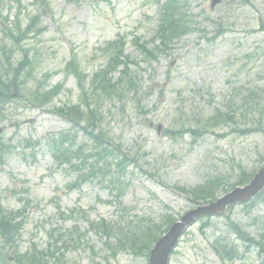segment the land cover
Returning <instances> with one entry per match:
<instances>
[{
    "label": "rangeland",
    "instance_id": "rangeland-1",
    "mask_svg": "<svg viewBox=\"0 0 264 264\" xmlns=\"http://www.w3.org/2000/svg\"><path fill=\"white\" fill-rule=\"evenodd\" d=\"M49 5L50 10L40 15L43 30L17 48L5 35L6 26L12 24L18 8L25 26L39 6L33 0H0L4 28L0 29V72L15 66L28 49L34 74L28 86L40 80L47 87L62 85L47 106L27 108L18 100L12 113L7 112L10 117L1 120L0 143L8 149L0 154V202L11 210L30 200L21 231L23 250L32 243L47 247L49 230L69 231L75 224L83 239L81 246L64 253V264H147L143 255L129 252L111 258L103 234L90 229L92 220H119L108 178L95 176L67 190L78 172L90 165L79 168V155L71 165H60L50 154L46 139L71 126L52 107L81 98L75 76L66 75L63 68L74 51L77 65L90 79L107 61L105 45L119 36L125 39V53L138 62L130 69L136 89L131 90L125 79L120 97L98 103L100 127L118 145L116 151L133 162L125 172L127 189L121 202L130 216L157 219L169 207L179 219L194 205L176 186L191 189L218 175L233 181L239 163L254 170L264 162V0H221L213 9L210 0H187L192 29L152 62L145 60L139 44L153 47L160 14L156 0H49ZM5 15L9 21L3 19ZM112 76L117 77L118 71ZM216 110L233 114V120L214 121ZM187 128L200 134L183 130ZM168 129L172 132L165 133ZM71 134L72 149L84 142L91 146L82 130ZM230 215L250 235L263 234L264 201L250 210L236 205ZM202 222L196 221L184 233L170 264H222L210 242L224 229L225 219L211 217L206 227ZM254 258V253L247 255L239 264H256Z\"/></svg>",
    "mask_w": 264,
    "mask_h": 264
},
{
    "label": "trees",
    "instance_id": "trees-1",
    "mask_svg": "<svg viewBox=\"0 0 264 264\" xmlns=\"http://www.w3.org/2000/svg\"><path fill=\"white\" fill-rule=\"evenodd\" d=\"M41 4L44 5V8L48 10V5L46 0H40ZM186 0H165L162 4L161 15L159 18V25L156 31V37L160 39L161 46H157L159 50L168 48L170 43L175 39L184 35L190 28L189 23L183 17V9L185 8ZM38 17H34V20L37 21ZM16 25L19 26V23L16 21ZM29 30L31 28L28 27ZM22 30L17 31L15 34L10 33L12 39H16V34L21 38L25 36V33L21 32ZM16 39V41H20ZM124 40L119 38L116 41L109 42L104 49V54L107 57V62L103 67H100L98 70L93 73L91 80L88 82V90L84 87L85 74L78 69L77 63L73 58H71L66 65L65 69L67 72L75 74L78 80V84L82 89V95L84 96L83 105L86 110L82 107V104H66L64 107L55 109L65 115L67 118L71 119L75 123L85 120L86 125L83 129L87 133L91 134V140L93 143L91 148L88 149V152H81L82 146H78L77 149H72L70 145H73V141L68 143V136L61 135L59 137L49 138L48 146L56 159H63V161H69L70 158L82 156L81 163H85L89 157L93 158L91 162L90 172L93 174L96 170L105 174L110 171L112 164L117 165L120 170L123 172L125 165L129 162V158L125 154L119 156L117 151L109 144V140L104 135V131L98 128L100 121V115L98 113V106L93 105L89 98L93 97L94 103L98 102L100 99L112 100L115 97H120L121 83L126 79L128 82L129 88H135L136 81L134 76L131 75L130 64H136V61L129 59L127 56H124ZM142 48L144 53L153 58L155 56V49L150 50L145 47L143 44L139 45ZM25 55L23 59L17 63L14 68H11L12 73H5V77L0 76V107L7 104L11 99H13L14 94L23 95L26 97L32 105L42 106L48 104L52 101L55 95L59 92L60 85L52 86L51 89L42 88L43 85H37L34 89L29 91L28 96H25L23 90L27 89V83L30 78L33 76V67L29 59L28 52L24 51ZM122 66L120 71V76L115 80L111 77V73L114 72L119 66ZM124 77V78H123ZM125 90V89H124ZM90 94V95H88ZM229 117V116H228ZM3 119V115H0V121ZM99 129L98 131H96ZM196 132L197 130H193ZM108 141V142H107ZM238 172L236 173L235 183L234 184H224L220 177H215L214 179L208 180L207 183H204L202 186H197L189 191L193 198V202L197 203L199 201H208L214 199L217 195L219 189H225L232 187L238 183H245L250 179V172L246 171L245 168L241 167L238 164ZM89 173V172H88ZM87 175L80 176L76 181L78 184L82 183ZM73 183V184H76ZM72 185L68 186L72 188ZM121 189H118L117 196H120ZM264 189L259 196L261 199H264ZM20 212V211H19ZM21 213V212H20ZM16 212L13 211H4L0 208V226L3 236H5L6 243L11 246L17 245V238L19 237V230L22 227V220H15ZM174 221V218L169 214H165L160 221H156L153 218H142L134 224V228H124L123 226H118L117 229L120 232L117 238V245L124 249L129 247L131 250L143 249L144 251L150 247V244L156 240L163 231L166 230V227ZM131 223V222H130ZM231 221V226L233 228H238L240 234L243 235L245 240L250 244L252 242L258 243L260 248L264 251V240L261 242L255 241L254 238H250L243 231L241 226L233 224ZM129 224V223H128ZM76 227V226H75ZM100 227L107 234L114 232L112 225L103 220L100 223ZM76 232L77 229L75 228ZM18 234V235H17ZM49 236L54 238L55 249L54 251L59 250L60 246L56 245L59 241L62 244V247L69 246L68 241L73 239L72 234L67 235L63 232H58V237L52 232H48ZM220 236V235H219ZM212 248L219 252L222 255H230L231 250L226 249L227 242L222 238H216L212 243ZM35 249H28V252H32ZM34 253V252H33ZM219 254V255H220ZM221 256V255H220ZM59 258V257H58Z\"/></svg>",
    "mask_w": 264,
    "mask_h": 264
},
{
    "label": "water",
    "instance_id": "water-1",
    "mask_svg": "<svg viewBox=\"0 0 264 264\" xmlns=\"http://www.w3.org/2000/svg\"><path fill=\"white\" fill-rule=\"evenodd\" d=\"M219 0H212L213 6ZM264 185V166L253 176L249 184L236 187L227 194L216 198L205 205H199L192 210L185 212L180 221L175 222L169 230L161 236L150 250L149 264H167L168 256L177 242V238L183 233L184 227L202 215H217L222 213L228 204L236 201H246L260 191Z\"/></svg>",
    "mask_w": 264,
    "mask_h": 264
},
{
    "label": "bare ground",
    "instance_id": "bare-ground-1",
    "mask_svg": "<svg viewBox=\"0 0 264 264\" xmlns=\"http://www.w3.org/2000/svg\"><path fill=\"white\" fill-rule=\"evenodd\" d=\"M216 112V117L215 118H213V120L215 121V119H218V117H219V113L220 112H218L217 110L215 111ZM212 120V121H213ZM252 172V170H250V173ZM235 177H236V174H234L233 175V179H235ZM260 194H255L254 195V198H253V202L256 204V203H259V202H262V200L263 199H261L262 197L261 196H259ZM262 195H264V193L262 194ZM252 247H254L255 248V253H254V255H255V261L256 260H262V264H264V256L262 255V249L260 248V246H258V245H256V244H253L252 245ZM261 254V255H260Z\"/></svg>",
    "mask_w": 264,
    "mask_h": 264
}]
</instances>
